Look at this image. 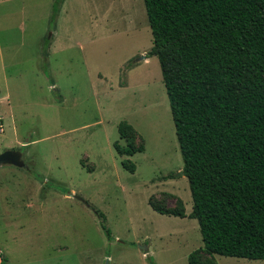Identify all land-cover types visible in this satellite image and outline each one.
<instances>
[{"label":"rangeland","instance_id":"1","mask_svg":"<svg viewBox=\"0 0 264 264\" xmlns=\"http://www.w3.org/2000/svg\"><path fill=\"white\" fill-rule=\"evenodd\" d=\"M152 46L144 0H0V264H264L204 250Z\"/></svg>","mask_w":264,"mask_h":264},{"label":"trees","instance_id":"2","mask_svg":"<svg viewBox=\"0 0 264 264\" xmlns=\"http://www.w3.org/2000/svg\"><path fill=\"white\" fill-rule=\"evenodd\" d=\"M144 3L153 35L147 57L160 63L204 250L264 261V0ZM118 130L127 140L116 146L120 155L145 150L134 146L132 125ZM149 204L185 214L179 199L178 210ZM197 255L190 264H201Z\"/></svg>","mask_w":264,"mask_h":264},{"label":"water","instance_id":"3","mask_svg":"<svg viewBox=\"0 0 264 264\" xmlns=\"http://www.w3.org/2000/svg\"><path fill=\"white\" fill-rule=\"evenodd\" d=\"M145 56L140 58L139 60L144 59ZM11 165L18 168L27 169V165L23 160V155L20 151L15 150H6L0 153V166ZM179 176H185L184 171L180 172ZM71 196H74L73 194ZM76 197V196H74ZM79 198V197H77ZM80 199V198H79ZM142 250H148L147 247H142Z\"/></svg>","mask_w":264,"mask_h":264},{"label":"built area","instance_id":"4","mask_svg":"<svg viewBox=\"0 0 264 264\" xmlns=\"http://www.w3.org/2000/svg\"><path fill=\"white\" fill-rule=\"evenodd\" d=\"M1 255V254H0ZM1 258V257H0ZM2 262V260L0 261V263Z\"/></svg>","mask_w":264,"mask_h":264}]
</instances>
